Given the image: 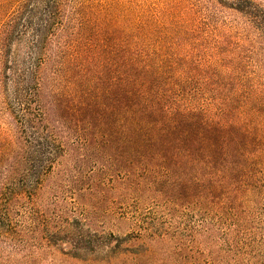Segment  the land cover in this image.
<instances>
[{"label": "trees", "instance_id": "1", "mask_svg": "<svg viewBox=\"0 0 264 264\" xmlns=\"http://www.w3.org/2000/svg\"><path fill=\"white\" fill-rule=\"evenodd\" d=\"M214 1L0 0V264H264V0Z\"/></svg>", "mask_w": 264, "mask_h": 264}, {"label": "rangeland", "instance_id": "2", "mask_svg": "<svg viewBox=\"0 0 264 264\" xmlns=\"http://www.w3.org/2000/svg\"><path fill=\"white\" fill-rule=\"evenodd\" d=\"M160 5L174 13L167 21H246L242 16L217 5L214 0H159ZM195 3L194 9L188 7Z\"/></svg>", "mask_w": 264, "mask_h": 264}]
</instances>
